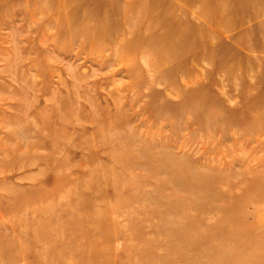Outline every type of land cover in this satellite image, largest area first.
<instances>
[{
  "label": "rangeland",
  "instance_id": "rangeland-1",
  "mask_svg": "<svg viewBox=\"0 0 264 264\" xmlns=\"http://www.w3.org/2000/svg\"><path fill=\"white\" fill-rule=\"evenodd\" d=\"M0 264H264V0H0Z\"/></svg>",
  "mask_w": 264,
  "mask_h": 264
}]
</instances>
